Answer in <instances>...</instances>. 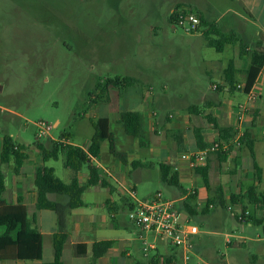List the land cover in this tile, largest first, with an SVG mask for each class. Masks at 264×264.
<instances>
[{
	"label": "crops",
	"instance_id": "0c3cea01",
	"mask_svg": "<svg viewBox=\"0 0 264 264\" xmlns=\"http://www.w3.org/2000/svg\"><path fill=\"white\" fill-rule=\"evenodd\" d=\"M180 6L189 7L199 14L204 21V25L197 35L187 34L186 38L182 37L180 42L177 43L184 48V52L180 53L178 58L198 61L203 68L201 75L208 79V83L204 85L203 80L201 81V88H195V78L188 79L185 71L180 68L181 65H178L177 71L162 72V74H159L162 76L157 80L152 78L148 82L146 81L147 83L143 82L137 85V80L132 76H122L115 79L121 80L123 77H130L134 81L133 84L128 87L124 85L109 87L108 89L103 88V100H100L97 105H101L103 108V113L106 116L101 118L108 119L109 131L110 126L113 124V130H117L119 134L121 131L124 133L122 127H118L120 114L124 111H135L142 116V139L139 141L127 136L125 133L126 137L119 139V136L116 137L115 134L110 132L114 139L115 152L124 155L126 163H122L119 158L110 153L109 145L103 151L101 146L104 142H107L104 141L101 143L98 157L90 158L89 163L83 166L80 171L67 173L66 180L60 179L63 183L68 184L72 177H76L79 185H85L88 179L89 165H92L101 171L102 176L108 183L107 187L100 185L87 187L82 194L84 205L72 210L67 216L65 230L68 239L62 252L63 264H66L64 262V251L67 248L70 249L72 256L68 264H147L151 256L169 258L173 264H178L179 260L182 264H188L189 259L184 260V254L181 250L174 249L169 245L164 246V242L158 243L156 251L151 253L148 259L144 258L137 231L129 227L131 225L128 220L126 221L121 215V212H127L129 201L126 195L128 196L131 188L135 189L126 180L127 174L131 173L128 167L129 165L132 166V162L146 165L149 158L154 159L156 165L168 164L178 174L179 186H168L172 195L167 197L168 199L174 200L179 206L187 196L190 194L195 195L193 205L199 215L194 218L195 220L190 221L197 225L199 234L191 238L189 258L195 257L200 264H264V209L250 204L244 197L246 190L255 184L253 169V163L257 164L255 146L260 140H264V66L249 90V92H253L259 97L258 100L250 104V107L246 106L245 80L242 74V71L249 67L253 45L259 39H262L264 43V0H149L151 16L159 17L161 15L162 18L166 17V21H169L171 11ZM156 28L155 25L150 26L153 34ZM231 31L242 39L246 47L240 63H236L234 68L236 81L234 91L228 89L229 85L224 81V71L229 61L235 59V53L239 50V43L226 45L231 47V57L225 63H222L221 60L203 56L199 50L207 47L205 39L203 38L204 43L202 45L196 39L198 36L203 37L204 33H211L210 37L216 38L218 33L228 35ZM170 58H173V56H170ZM213 77L216 79H213ZM113 80H104L99 82L98 86L101 84L102 88L106 81ZM169 85H174L173 90L179 93L198 91L196 104L180 102L182 96L169 97L166 94ZM156 86L162 90V94H154ZM214 86L215 89H213ZM220 87L222 89H219ZM123 89H126V91L124 90L126 92L124 105L128 108L134 105L133 108L110 112L108 105H111L113 100L120 98ZM237 107L241 109H237ZM95 108H98V106H95ZM109 115L111 118H109ZM208 117H211L213 122L209 121ZM214 123L218 127L230 128L234 136L226 141L231 143V148L226 153L225 160H222L217 152L211 153L206 157L204 165L196 168L206 170L208 189L201 175L197 174L187 161L182 160L180 155L182 153H194L199 150L194 134L197 130L202 137L204 146L212 141L222 140L219 132L213 126ZM56 125L57 122L54 126ZM244 134H249V140L253 141V157L246 144H240L238 147L234 144L236 138L240 139ZM176 137L181 140L180 150L178 149ZM90 140L87 141L85 146L72 143L65 135H62L59 140L52 141L73 144L87 151ZM52 141L48 146L37 145L50 149ZM37 145L38 157L25 153L26 159L19 167L18 174L14 173L12 163L7 165L8 171H10L8 183H5L3 199L9 204H17L18 199H22L27 208V213L30 212L31 217L37 214L36 225L42 239V257L40 260L32 262L7 260L0 262V264L46 263L43 260L44 241L50 242L52 246V237L57 231L56 215L54 214L52 218L49 213L52 211L37 210V213H34L37 198L34 178L45 167L52 168L55 177L58 178L54 163L61 162L63 165V162L61 157L56 161L43 162ZM244 149L248 153H244ZM138 156L139 159H137ZM247 156L252 159L249 170L244 169V166L248 165ZM138 168H141V166L132 167V170L136 171ZM260 170L261 176L262 169L260 168ZM258 185L256 191L260 192L262 190L258 189ZM215 188L221 189L225 207L228 206L226 204L232 205L230 196L237 195L239 203L236 206L232 205L234 211L236 213L242 211V208L247 205V212L260 221V224L243 222L223 207L226 214H230L240 227L234 232H220L219 230L224 226L221 223L222 215H219L218 212L220 207L209 208L207 212L202 213V208L208 200L215 198ZM88 193L90 198L85 201V195ZM49 199L61 205L66 204V198L62 196L51 194ZM117 202L120 203V206L117 205ZM220 210L223 212L222 208ZM224 222L227 225L228 221L225 220ZM255 225L262 227V236L256 234L252 238L246 235V233H249L246 228ZM214 235L223 238V250L216 248V239L212 237ZM203 236H207L206 241ZM99 241H111L112 246L106 254L95 258L92 254L91 245ZM260 243L262 245H259ZM79 244L86 245V249L78 248L79 252L85 251L84 255L76 254L75 246ZM136 255H139L140 258ZM52 260L53 250L48 260L45 261L50 262Z\"/></svg>",
	"mask_w": 264,
	"mask_h": 264
},
{
	"label": "rangeland",
	"instance_id": "374dc122",
	"mask_svg": "<svg viewBox=\"0 0 264 264\" xmlns=\"http://www.w3.org/2000/svg\"><path fill=\"white\" fill-rule=\"evenodd\" d=\"M151 14L149 0H0V144L3 136L8 135L24 147L27 155L34 156L39 153L37 144L48 146L62 135L78 146H85L94 132L92 123L106 116L102 106L97 105L103 100L98 84L104 80L132 76L138 85L152 78L157 80L162 72L177 71L181 65L188 79L195 78V88H201L203 80V84H207L208 79L202 77L203 68L198 61L178 58L184 48L177 43L187 34L180 28H170L166 17ZM153 25L157 26L154 34L150 30ZM196 39L200 45L204 43L203 37ZM199 52L222 63L231 57L229 46L222 53L207 47ZM173 88L174 85H169L166 90L169 97L182 96L180 102L196 104L198 91L179 93ZM124 90L120 98L108 105L110 112L133 108L134 105L129 108L124 105ZM156 93L162 94L157 86ZM39 123L51 126L48 135L38 137ZM110 132L119 139L126 137L122 131L119 134L113 130V124ZM108 145L104 142L101 149L106 150ZM244 153H248L246 149ZM247 157L248 165L244 169L249 170L252 159ZM255 158L262 169L258 189L263 190L264 140L256 144ZM54 164L58 178L66 180L71 171L61 162ZM128 168L131 173L127 174L126 180L135 187L138 200L150 198L159 191L166 198L172 196L169 187L160 179L154 159H147L146 165L136 171L130 165ZM2 171L7 184L10 170L3 165ZM88 195H85V201L90 198ZM126 198L132 201L127 195ZM231 207L229 213L233 214ZM220 209L224 226L219 231L230 233L239 229L234 218L226 214L225 209L222 208L223 212ZM34 213H37L36 209ZM49 213L53 218L55 213ZM121 213L127 221L126 211ZM181 215L189 219L185 213ZM28 216L32 218L30 212ZM129 227L134 229L132 225ZM246 229L249 231L246 235L252 238L256 234L262 236L260 225ZM212 237L216 239V248L223 250V238ZM148 238L152 236L148 235ZM206 238L203 236L205 241ZM43 248V260L47 262L45 260L52 254L51 243L44 241ZM70 257L67 248L64 251L66 264ZM188 259V264H200L195 257ZM178 264H182L180 260Z\"/></svg>",
	"mask_w": 264,
	"mask_h": 264
},
{
	"label": "trees",
	"instance_id": "16d2710c",
	"mask_svg": "<svg viewBox=\"0 0 264 264\" xmlns=\"http://www.w3.org/2000/svg\"><path fill=\"white\" fill-rule=\"evenodd\" d=\"M201 26L204 25V21L201 19ZM211 33H204L206 45L209 48H213L216 52L221 53L226 45H233L239 43V50L235 53V59L229 61L226 70L224 71V81L229 85L228 89L234 91L236 89L235 72L234 68L236 63H240L242 56L245 54V45L242 39L233 31L228 35L216 34V38L210 37ZM251 61L249 67L242 71L245 80L244 93L248 94L249 90L253 86L255 79L264 66V43L262 39H259L252 47ZM133 79L130 77H123L121 80L115 79L113 81H106L100 89V95L103 94V88L116 86H131ZM101 86V84H100ZM219 89H222L220 87ZM254 118V117H253ZM208 120L213 122L211 117ZM118 123L122 127L124 133L132 138L142 139V116L135 111H124L120 114ZM216 130L219 132V136L222 140L228 141L234 134L230 128L218 127L215 123ZM93 135L90 140V145L87 151L73 144H63L59 141H52L51 148L46 149L41 145H37L40 151V156L43 162L49 160H58L61 157L63 166L66 169L76 173L80 171L83 166L89 163L90 158L98 157L100 153L101 143L107 141L109 144V151L111 154L119 158L122 163H126L124 155L115 152L114 139L109 131V122L106 118H98L92 123ZM195 138L199 149H203L202 137L199 131H195ZM249 134H244L239 139L240 144H246L251 156L253 157V141L249 140ZM178 149H181V140L176 137ZM217 154L225 160L226 153L221 151ZM26 159L24 147L17 145L12 137L4 135L1 140L0 146V262L2 261H23L32 262L40 260L42 257V239L41 234L36 225L35 215L32 218L28 217L27 208L23 204L22 199H18L17 204H9L3 199V193L5 191V176L2 171L3 165H9L12 163L13 171L18 174L19 167ZM133 168L143 166L139 162L131 163ZM160 179L162 183L169 187H178V174L172 170V167L168 164H159ZM254 169V185L248 188L244 194V197L250 204L255 205L260 209H264V189L260 192L256 191V186L261 181V170L258 165L253 163ZM196 173L201 175L202 180L206 187L209 189L208 178L206 176V170L203 168L195 169ZM93 185H100L107 187L108 183L102 176L101 171L96 167L89 165L88 179L85 185H79L76 177H72L68 184L63 183L60 179L55 177L52 168H43L41 172H38L34 178V187L36 190L37 198L35 203L36 210H49L56 215L57 231L52 237V250L53 260L41 264H63L62 252L64 245L67 242L68 234L65 230L67 216L74 209L82 207V194L84 190ZM215 198L208 200L207 204L202 208V213L207 212L209 208H223L225 207V201L223 199L221 189H214ZM58 195L66 198V204L61 205L53 202L49 199V195ZM239 197L237 195H231L230 200L232 205H238ZM195 195L190 194L179 205L181 213H185L188 216L189 221L196 218L199 213L196 211V207L193 205ZM245 210V207L242 208ZM235 218L238 219L237 215ZM191 222V221H190ZM246 222L252 224H260V221L256 220L252 215H249ZM193 223V222H192ZM111 241H99L91 245L92 254L95 258L100 257L111 248ZM78 248L86 249V245L79 244L75 246L76 254L84 255V252H79ZM166 261H170L166 258ZM147 264H158V256L150 257Z\"/></svg>",
	"mask_w": 264,
	"mask_h": 264
},
{
	"label": "built area",
	"instance_id": "2783aa9c",
	"mask_svg": "<svg viewBox=\"0 0 264 264\" xmlns=\"http://www.w3.org/2000/svg\"><path fill=\"white\" fill-rule=\"evenodd\" d=\"M200 22L201 17L199 14L185 6L173 9L168 21L170 28L173 30L180 28L185 34L199 33L202 27ZM215 88L214 86L213 89ZM246 98L247 107H250L251 103L259 99L258 95L253 92H248ZM237 109L241 108L237 107ZM37 127L39 129L38 137L48 135L51 129V126L45 123H39ZM234 144L237 147L240 145L238 138H236ZM230 148V142L215 140L194 153H182L180 158L187 161L191 168L196 169L204 165L208 154L219 151L227 153ZM128 196L132 201L128 203L127 219L129 224L137 231L143 257L148 259L151 253L156 251L158 243L164 242L174 249L181 250L186 261L191 250V238L199 234L197 225L190 222L189 219L182 218L177 203L164 197L160 191L150 198L138 200L134 189L131 188ZM226 208L228 211L232 209L230 205ZM236 215L239 220L243 221L250 214L247 211L245 213L238 211ZM148 235H151L152 238L149 239ZM158 264H173V262L171 259L168 262L166 258L158 257Z\"/></svg>",
	"mask_w": 264,
	"mask_h": 264
}]
</instances>
